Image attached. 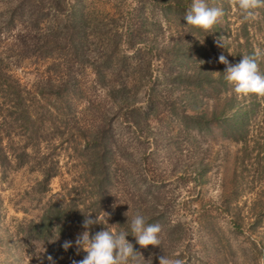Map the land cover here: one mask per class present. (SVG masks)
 <instances>
[{"label":"rangeland","instance_id":"rangeland-1","mask_svg":"<svg viewBox=\"0 0 264 264\" xmlns=\"http://www.w3.org/2000/svg\"><path fill=\"white\" fill-rule=\"evenodd\" d=\"M0 71L32 116H0V264L42 263L19 224L70 200L52 264H264V0H0Z\"/></svg>","mask_w":264,"mask_h":264},{"label":"trees","instance_id":"trees-1","mask_svg":"<svg viewBox=\"0 0 264 264\" xmlns=\"http://www.w3.org/2000/svg\"><path fill=\"white\" fill-rule=\"evenodd\" d=\"M6 73V72H5ZM3 79L7 81L10 79L9 75L4 74V72L0 71V80ZM200 82H197L195 85H199ZM0 97L4 99L3 105L0 106V116L4 119H7V116L12 117L13 121L22 120L23 123L28 121L29 123L32 121V116L27 109V105H24V97L20 90L13 89L12 83H3L0 86ZM5 102H7L5 104ZM232 105L229 104L227 108H231ZM17 111L18 114L15 112ZM224 111H221L218 115H216V119H220ZM190 118V119H189ZM186 117V120H191L193 125H198L201 122L202 116H189ZM222 122L226 124L227 136L234 140H241L244 137V127L245 120L247 118H239L236 120H232L230 118H221ZM200 121V122H199ZM3 139L0 136V165L9 164L12 160L10 158V152L6 147L2 144ZM106 149L98 151L94 154V163L92 165L91 173H92V185L94 187L95 194L97 197L93 200L92 205L96 207L99 211L102 207V204L105 201L106 197V187L109 181V172L108 166L106 164ZM27 155V152L22 151L20 154L16 156V160H18L21 155ZM54 176L49 169H44L42 171V178L38 181V185L40 188L45 189L49 179ZM74 200H70L66 204H61L59 202H53L46 205L42 213L33 220H29L27 222H23L19 224V228L22 232L25 233V239L29 242L36 241L39 246L43 247V251H45V256L41 259L42 263L40 264H52L58 259V253L67 252V249L60 244V238L65 235V231L67 229L68 219L71 216V212L76 208ZM112 216H116V230L121 231V233H126L128 236L133 238L136 232V226L133 222L132 218L125 217L121 215H116L110 210L108 211ZM49 242V243H48ZM131 251L135 249V242L132 245ZM107 260L110 261L108 255L105 256ZM111 262V261H110Z\"/></svg>","mask_w":264,"mask_h":264}]
</instances>
